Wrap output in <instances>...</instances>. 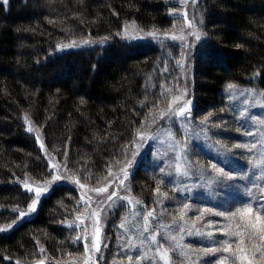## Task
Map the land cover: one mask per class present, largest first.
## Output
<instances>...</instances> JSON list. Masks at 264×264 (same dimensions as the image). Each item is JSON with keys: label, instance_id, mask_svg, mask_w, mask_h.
Wrapping results in <instances>:
<instances>
[{"label": "trees", "instance_id": "trees-1", "mask_svg": "<svg viewBox=\"0 0 264 264\" xmlns=\"http://www.w3.org/2000/svg\"><path fill=\"white\" fill-rule=\"evenodd\" d=\"M178 5L0 0V264L46 256L47 264H69L84 252L75 223L83 206L78 188L55 183L20 219L33 203L22 181L50 177L49 155L86 183L108 176L152 110L179 93L183 74L181 44L123 37V26L166 30L180 19ZM197 6L203 37L192 54L187 101L194 117L218 105L229 84L264 90V0H197ZM81 37L104 41L64 47ZM128 187L140 201L152 199L153 183L139 167Z\"/></svg>", "mask_w": 264, "mask_h": 264}, {"label": "rangeland", "instance_id": "rangeland-1", "mask_svg": "<svg viewBox=\"0 0 264 264\" xmlns=\"http://www.w3.org/2000/svg\"><path fill=\"white\" fill-rule=\"evenodd\" d=\"M176 1L179 5L174 10L180 19L172 27L158 32L128 22L121 31L127 38L137 34L152 38L147 34L157 33L156 38L173 40L184 48L179 93L149 114L146 124L138 131L147 137L146 142L137 133L111 167V175L99 184L80 180L77 173L51 155L49 161L53 172L50 177H28L22 181L31 187L33 201L37 198L36 189L49 190L57 182H67L78 188L83 206L75 223L80 226L84 252L68 259L69 264H220L222 260L226 264H240L236 256L241 237L232 234L242 223L239 210L247 202L255 214H264V193L260 191L264 187V167H252L253 161L257 165L264 163V90L236 84H231L234 87L228 89L227 85L221 102L204 114L194 117L188 107L183 115H175L192 98V54L200 41L196 36L203 37L197 0ZM125 32L130 36H125ZM173 36L176 39H172ZM83 41L98 43L104 39L81 37L70 44L85 45ZM36 132L42 142L41 132L37 129ZM254 144L257 147L252 148ZM177 157H181L182 164L179 173L176 171ZM140 164H145L149 173L142 171ZM212 164L241 179L221 183ZM138 167L153 183L152 199L145 200L147 202L140 201L128 187V176ZM123 169L127 170V177ZM253 173L255 176L250 182L248 177ZM57 176L60 179H54ZM122 180L123 185L120 184ZM245 186L253 190L252 197L255 198L249 196ZM100 188L107 191H94ZM112 192L117 195L108 201ZM28 211L29 207L25 213ZM148 212H153V217L145 231L144 218ZM93 213L99 216L101 228L99 251L92 243L96 226ZM259 243L257 236L243 246L251 248ZM210 249L218 251L207 255ZM260 258L257 253V261ZM41 261L47 264L49 259L42 257L33 264Z\"/></svg>", "mask_w": 264, "mask_h": 264}, {"label": "snow or ice", "instance_id": "snow-or-ice-1", "mask_svg": "<svg viewBox=\"0 0 264 264\" xmlns=\"http://www.w3.org/2000/svg\"><path fill=\"white\" fill-rule=\"evenodd\" d=\"M125 36H130V34L128 32L124 33ZM147 35L152 36L154 38L157 37V33H148ZM131 38H139V35L137 34L134 37ZM172 39H176L175 36L172 37ZM196 39L199 40L201 39V37L199 35L196 36ZM82 43H89V41H83ZM74 45H65L64 47H72ZM234 86L229 84L228 85V89H232ZM186 110H188V105H185L183 108H180V110L178 112L175 113L176 116H181L183 115ZM163 113H161V118H163ZM242 116L244 115L243 113L241 114ZM155 122V121H153ZM31 131V129H29ZM251 134V133H249ZM138 137L142 140H147V137L144 136V134L139 133L138 132ZM236 147H245L244 145H236ZM257 147V145H253L252 148ZM252 149H249V152H251ZM134 156L136 155L135 153L133 154ZM181 157H177V166H176V171L179 173L181 172L182 169V164L180 163ZM131 161H129V165H131ZM252 167H264V163L257 165V163L255 161L252 162ZM212 168L216 173L217 178L220 179L221 183H226L227 181H236L238 179H241L240 176H233V175H229L227 171L224 170V168H218L216 166V164H212ZM122 171H124L125 177H127L128 172L126 169H123ZM161 173L164 174V169L161 168L160 169ZM111 175V172L109 173ZM247 175V174H245ZM255 176V173L252 174V176L248 177L249 181L252 182V177ZM54 179L58 180L60 179L59 176L54 177ZM256 179H260L259 177H256ZM124 181H120V184L123 185ZM235 186V185H233ZM255 186V184H254ZM81 187H84V185H81ZM25 188L28 191H32L31 187L28 184H25ZM246 191L249 193V196L251 198H255L252 197V189H249L245 186ZM48 189L46 188H38L36 189V199L33 201L32 205L29 206V211L27 213L25 212H21L19 214V218L23 219L25 216H27L28 214H30L32 211L36 210V207L39 203V200L43 197L44 194H46ZM94 191L99 192H106L107 189L106 188H100V189H95ZM159 191V189H157V192ZM261 193H264V187L260 188ZM117 193L116 192H112V194L110 196H108V201H112L113 197H116ZM129 203H131V201H129ZM139 203V202H137ZM185 207H187V205H185ZM240 211V215H241V220L242 223L237 225V231L232 233L235 236L241 237V247L238 248V255L236 256V259H238L240 261V264H264V214H255L253 211V207L249 206L247 204V202H245V206L239 210ZM262 211H264V209H262ZM94 216H96V220H95V229H94V236H93V246L96 248L97 251H99V239H100V233H101V228L98 226L99 225V216L96 215V213H93ZM235 215V214H234ZM254 215V219L252 218ZM153 217V212H148L147 216H145L144 220H145V231L148 230L147 225L149 223L150 218ZM71 226V225H69ZM124 225L122 224L121 227H123ZM259 237V244H253L251 248H247L244 247V243L246 241H250V240H254L256 237ZM79 239V237L77 238ZM153 239H155V237H153ZM86 251H87V244H86ZM159 251V250H158ZM216 251H218L217 249H210L208 250V252L206 253L207 255H211L213 253H215ZM225 252L228 251L227 248L224 249ZM257 253H260V260L257 261L256 259V255ZM165 255H167L165 253ZM39 264H43V261L39 262ZM220 264H226L225 261H220Z\"/></svg>", "mask_w": 264, "mask_h": 264}]
</instances>
